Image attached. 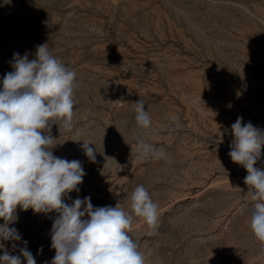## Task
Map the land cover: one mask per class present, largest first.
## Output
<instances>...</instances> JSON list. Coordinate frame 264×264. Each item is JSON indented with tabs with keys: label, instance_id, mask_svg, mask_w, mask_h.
Returning a JSON list of instances; mask_svg holds the SVG:
<instances>
[{
	"label": "rangeland",
	"instance_id": "1",
	"mask_svg": "<svg viewBox=\"0 0 264 264\" xmlns=\"http://www.w3.org/2000/svg\"><path fill=\"white\" fill-rule=\"evenodd\" d=\"M42 44L76 73L73 127H51L53 154L86 172L66 203L91 197L132 214L145 264H264L247 171L228 155L238 117L264 131V0H0V82L14 54L35 59ZM141 140L155 154L141 157ZM139 185L159 206L155 228L131 208ZM16 215L21 240L0 241V256L27 247L50 264L58 214Z\"/></svg>",
	"mask_w": 264,
	"mask_h": 264
},
{
	"label": "clouds",
	"instance_id": "2",
	"mask_svg": "<svg viewBox=\"0 0 264 264\" xmlns=\"http://www.w3.org/2000/svg\"><path fill=\"white\" fill-rule=\"evenodd\" d=\"M11 67L13 71L0 82V219L4 221L0 224V241L21 240L17 229L9 226L18 219V206L35 213L55 211L58 215L51 228L55 256L50 264H145L138 244L129 235L132 214L119 204L94 207L91 197L65 202L71 192L79 191L86 172L79 160L53 154L57 144L51 127H73L76 73L53 56L46 44L37 47L32 60L27 54H14ZM135 104L137 125L149 128L151 118L144 101ZM242 120L238 117L231 125L233 140L228 155L247 171L244 183L256 201L250 226L256 238L264 242V170L255 167L261 158L264 131ZM89 143L84 142L82 147L88 159L95 162V151ZM137 151L141 157L155 154L142 140ZM158 207L143 185L135 188L131 208L150 228L156 226ZM19 251L20 255H11L5 250L0 264H22L21 256L26 264H36L27 247Z\"/></svg>",
	"mask_w": 264,
	"mask_h": 264
}]
</instances>
